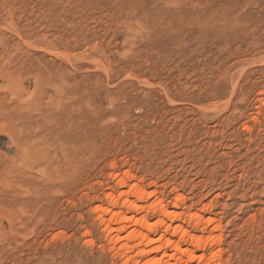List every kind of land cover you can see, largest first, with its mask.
Returning <instances> with one entry per match:
<instances>
[{
	"label": "rangeland",
	"instance_id": "374dc122",
	"mask_svg": "<svg viewBox=\"0 0 264 264\" xmlns=\"http://www.w3.org/2000/svg\"><path fill=\"white\" fill-rule=\"evenodd\" d=\"M132 184L264 264V0H0V264H145Z\"/></svg>",
	"mask_w": 264,
	"mask_h": 264
},
{
	"label": "bare ground",
	"instance_id": "6f19581e",
	"mask_svg": "<svg viewBox=\"0 0 264 264\" xmlns=\"http://www.w3.org/2000/svg\"><path fill=\"white\" fill-rule=\"evenodd\" d=\"M138 185L132 184V185H130V188L128 191L126 190V192H122L121 195H124V199L122 200L124 202H122V203H124L126 205V208H128L129 210L131 209V210L139 211L140 209L142 210L143 208H148L152 215H158V214L162 215L163 217H161V219H157V221H155V222H150L143 215L142 216H135V215L130 216V215H128V213L126 211L125 212H115V211H112V208H110V207H106V208L102 209L104 215L105 214L106 215H116L118 222L131 221L134 223V225H136V228H134L132 230L131 234L133 235V238H137L140 240V242H142L141 248H140V253L142 255H148L149 256V258L146 260L145 264H158V263H160V259L153 256L152 254L154 252H156L158 249H162V248L163 249L165 248L167 250L171 249L175 252H178L180 255H179V258L177 259V261L184 262V264H190V263H193L196 261L198 262V260H200L203 257V254L197 255L196 254L197 251H195L193 249V247H192V249L184 248V247H182L181 243L190 239L192 244H194V246L200 247V246H204V245H208V244L213 243L216 238L213 236L211 237V235H210L208 239L203 240V237H201V236H197V235H193V234L189 235V233H188L187 229L184 227V225L182 226V225L166 224L163 218H166V217L175 218L179 214L176 211L170 210L166 206L164 207L162 205V203H160V202L149 203V205H147V206L140 205L139 202L145 200V198L147 197L148 194ZM130 196H133V198H131ZM110 200H111L112 204L113 203L115 204L116 198L114 197V195L113 196L110 195ZM180 215H181V213H180ZM211 221L212 220L210 219V224L212 223ZM208 223H209V221H208ZM162 225H164L166 227V229L170 230L172 234H177L178 232H180L181 233L180 237L176 238L174 235V237L166 238V240L164 242H161V238H157V239H156V237L154 238V235H156L157 229ZM140 227H143L146 231L145 232L142 231V229H140ZM165 249H164V251H165ZM165 256H167L166 252H165ZM169 256H171V255H169ZM211 257L213 259L214 258L218 259L220 257V254L218 252H214L211 254ZM162 264H172V263H170L169 261H167L165 259V262H163Z\"/></svg>",
	"mask_w": 264,
	"mask_h": 264
}]
</instances>
